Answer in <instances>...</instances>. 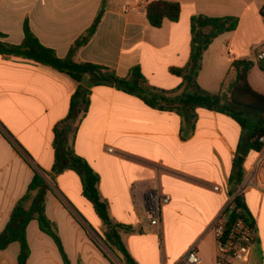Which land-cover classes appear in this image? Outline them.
I'll use <instances>...</instances> for the list:
<instances>
[{"label":"crops","instance_id":"1","mask_svg":"<svg viewBox=\"0 0 264 264\" xmlns=\"http://www.w3.org/2000/svg\"><path fill=\"white\" fill-rule=\"evenodd\" d=\"M152 1L159 0L148 3ZM166 1L181 4V17L154 28L140 5L143 0H106L95 34L72 59L107 67L120 77L139 66L149 86L174 92L165 94L171 101L163 103L167 109L152 107L114 84L93 85L89 74L77 82L53 67L0 54V233L39 171L50 186L46 214L56 224L71 264H123L103 241L106 226L83 196L82 173L67 156L72 150L98 174L99 193L138 264H183L192 247L202 264L215 263L213 224L231 200L228 180L241 127L228 115L189 108L182 101L185 81L171 68L189 62L192 15L237 16L238 28L209 45L197 76L204 90H221L235 79L233 62L254 61V51L264 46V0ZM102 2L0 0V40L21 44L28 21L44 46L66 58ZM249 82L264 93L261 66L252 68ZM58 125L66 135L56 156ZM246 169L237 194L253 217L255 240L249 258L236 264H264V151L250 152ZM153 190L171 197L159 225L146 216L147 195ZM82 214H90L91 222ZM27 240L28 264H65L37 221L28 225ZM19 251V243L0 251V264H17Z\"/></svg>","mask_w":264,"mask_h":264},{"label":"trees","instance_id":"2","mask_svg":"<svg viewBox=\"0 0 264 264\" xmlns=\"http://www.w3.org/2000/svg\"><path fill=\"white\" fill-rule=\"evenodd\" d=\"M106 10V0L85 34L80 36L66 58H60L52 48L44 46L32 32L28 21L24 25V40L21 44H10L0 40V54L20 56L37 63L53 67L60 72L69 74L77 82L85 75H90L93 85L114 84L125 92L140 95L152 107L167 109L163 103L171 102L163 90H158L147 84L141 68H131L128 76L120 77L115 71L92 63H76L72 59L75 50L86 44L95 34ZM182 14V6L178 2L159 0L148 3L146 17L154 28H161L165 21L177 22ZM261 14H264L261 11ZM237 16L211 17L204 14H194L190 18L191 53L185 68H171L175 75L182 76L187 88L186 98L182 101L192 110L207 109L228 115L241 127V138L231 166L228 180V195L232 199L226 209L227 220L225 236L229 237L238 220H243L253 232L255 223L242 196L237 194L247 176L246 160L250 152H261L264 144L260 138L264 136V93L257 91L249 82V73L256 63L249 59H237L233 62L235 79L229 84H223L218 92H208L201 88L197 76L202 69L204 52L213 41L224 33L233 32L238 28ZM1 37V35H0ZM264 70V67L261 66ZM66 131L61 125L54 130V148L56 156L64 147ZM71 163L79 169L83 176V196L92 204L94 213L106 226L103 241L116 254L123 264H138L128 251L119 232L120 225L113 222L109 204L104 200L98 189L99 176L89 165L72 150L67 152ZM50 186L39 171H35L27 192L17 202L10 219L0 233V251L6 250L12 243H19L20 251L17 264H28L30 247L27 240V227L32 221H37L41 230L50 235L57 244L65 264H71L65 250L56 224L46 214V194ZM230 217L228 218V216ZM254 242V241H253Z\"/></svg>","mask_w":264,"mask_h":264},{"label":"built area","instance_id":"3","mask_svg":"<svg viewBox=\"0 0 264 264\" xmlns=\"http://www.w3.org/2000/svg\"><path fill=\"white\" fill-rule=\"evenodd\" d=\"M140 5L146 10L148 0H143V3ZM262 13L264 14V6ZM254 62L264 67V49H261V47L254 51ZM260 142L264 144V136L260 138ZM261 188L264 189V186H261ZM214 189L221 191V188L218 186ZM231 201L232 199L229 201V204ZM170 202L171 197L169 195L161 194L156 190L149 192L147 195L146 216L152 225L160 224L163 208L168 206ZM226 220L227 212L219 216L213 224V230L217 240V258L214 264L245 262L251 253L254 241L253 232L243 220H238L231 231V235L226 237ZM182 262L183 264H202L203 261L197 249L192 247L183 257Z\"/></svg>","mask_w":264,"mask_h":264},{"label":"rangeland","instance_id":"4","mask_svg":"<svg viewBox=\"0 0 264 264\" xmlns=\"http://www.w3.org/2000/svg\"><path fill=\"white\" fill-rule=\"evenodd\" d=\"M261 49H264V46H261ZM82 215L86 219V221L91 222V220H90L91 218H89L91 216L90 214H86V215L82 214ZM89 230H90L92 235H94L96 238H98L97 235L91 229H89ZM99 242H101V241L99 240ZM101 244L103 245V247L107 248L102 242H101ZM110 253L112 254V252H110Z\"/></svg>","mask_w":264,"mask_h":264},{"label":"water","instance_id":"5","mask_svg":"<svg viewBox=\"0 0 264 264\" xmlns=\"http://www.w3.org/2000/svg\"><path fill=\"white\" fill-rule=\"evenodd\" d=\"M230 217V215L228 216V218Z\"/></svg>","mask_w":264,"mask_h":264}]
</instances>
